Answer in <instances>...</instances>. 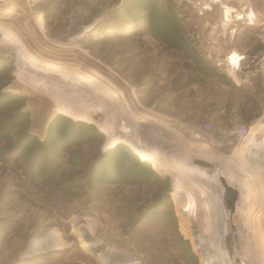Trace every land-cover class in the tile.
I'll return each mask as SVG.
<instances>
[{
  "label": "rangeland",
  "instance_id": "1",
  "mask_svg": "<svg viewBox=\"0 0 264 264\" xmlns=\"http://www.w3.org/2000/svg\"><path fill=\"white\" fill-rule=\"evenodd\" d=\"M172 1L174 16L161 15L160 0H0V264H109L101 253L119 250L137 264H210L215 256L193 242L196 228L191 239L183 232L194 227L185 212L187 192L214 213V241L229 214L216 203L220 184L190 172L204 154L212 155L205 159L211 168L201 167L207 176L223 172L235 184L251 179L237 189L235 206L247 203L246 236L264 262L251 238L264 242V149L245 148L250 139L264 146V0ZM226 7L232 11L224 22ZM167 32L183 36L216 75L169 49L159 37ZM209 50L221 60L237 54L239 69L217 67ZM64 74L107 95L94 123L80 121L101 138L73 125L49 133L61 115L48 106L49 92ZM245 74L249 83L239 81ZM97 121L111 124L109 136ZM200 125L212 127L209 140L193 139ZM233 125L251 135L229 140L222 132ZM114 133L140 143L144 155L126 144L110 146ZM26 135L47 143L26 150ZM190 148L199 153H187ZM52 165L49 180L31 182L24 173ZM84 231L94 239L91 251ZM225 235L224 250L232 245ZM49 236L58 244L53 250L27 256ZM219 261L235 264L227 255Z\"/></svg>",
  "mask_w": 264,
  "mask_h": 264
},
{
  "label": "bare ground",
  "instance_id": "2",
  "mask_svg": "<svg viewBox=\"0 0 264 264\" xmlns=\"http://www.w3.org/2000/svg\"><path fill=\"white\" fill-rule=\"evenodd\" d=\"M228 13H227V11L224 12L226 18H229ZM238 61H240V59L238 58V55H236L234 53V54H232V56H230L228 58L226 63H228L231 66H234L238 63ZM66 77L67 76L65 74L61 75V78L63 79V81L58 80L59 82L58 81L52 82L56 85V87L51 92H49V97H48V99H49L48 104L49 105L48 104L47 105L52 106V108L56 112H58V114L62 113V114H64V116L65 115L66 116H72L75 121H79V122L80 121H87L89 123H94V120H93L94 118H92V117H95V115L97 113L102 111V109L104 108L103 101L105 99L107 100V95L96 93L95 90L91 89V87L90 88L87 87L86 85H84V86H86V88H85L83 85H82L83 86L82 87L80 83L78 84L76 82H74V83L70 82V80L66 79ZM65 90L69 91L70 93L65 92ZM75 95H77L78 97H75ZM87 97L89 99H93V100L96 98V99L100 100V102L102 101L101 105H99L100 103H94L93 104L92 102H89ZM112 107H110V109H113ZM82 109H89L91 112L88 113L87 111H83ZM97 123H99V125H100V127L104 133H106L107 135L110 133L111 124L109 125V123H107V122L100 123V121H97ZM45 126H46V124H45ZM156 136H158V135H156ZM109 138H110L109 139L110 146L113 145L114 143L124 144V145L126 144V145L130 146L131 149L134 152H136L138 155H140L141 157L144 155V153L140 152L137 149V147H139L140 143L136 142L135 144H133L131 141V137H129V136L124 138L121 136V134L117 133L115 135H110ZM142 144L143 143H141V145ZM246 144L247 145H245V148L258 147V148L264 149V146L258 145L252 139H250ZM186 149H188V148H186ZM193 152L197 153L198 150H196L194 148H190L187 151V153H193ZM200 155H202V154H200ZM202 156L204 158V160L203 159L202 160L205 161L206 163H209V162H208V160H205V159H207L210 156L212 157V155H209V154H206V155L204 154ZM190 172L197 174L199 176H205V179H208L212 183H215V184L219 183L218 177L221 176L223 179L227 180V182L226 181L225 182L228 186L236 187L237 189H239L240 193H241L243 186H244V188L246 185L250 186L249 180H251V179H244L243 178L242 181L240 182V184H235L234 183L235 182L234 176L233 175L227 176L223 172H217L215 174V176H213V177H209L206 175V173H203V170L201 167H199L198 169L194 168ZM218 188L221 191L222 188L220 185ZM179 191H180V189L176 185L174 188L173 195L176 196V194ZM206 191H208V190H206ZM202 192H203V189H202L200 194H202ZM185 195H186V200H185L184 207L186 210L185 211L186 216H188V220H190V221L192 220L191 223L193 224L194 227H192V225H190V224L187 226L185 225L183 232L186 233V234L185 233L184 234H185V236H187V238L189 237L191 239V236H192L191 233L194 230V228H196L195 231L197 233L193 237V242L198 245V250H200L203 254L210 252L213 255V256L211 255L212 258L215 256V260L213 262H211L210 264H216L215 261H219L221 259L222 255H227V256L233 257V262H235V264H261V261H260L261 256H258V254L254 252L253 246L251 245L250 240H248V236H246L248 229H249V225L251 224L250 223V217L247 214V211L245 208L247 203L244 204L243 206H240L242 203V202H240L237 206H235L233 208L234 210L229 213L226 209L223 208L220 196L218 197V195L216 194L217 195L216 203H218L220 205V207H222L221 214L223 212H225V213L227 212L229 214L225 219L220 218L222 226H220L218 228L219 234L217 237L219 239L214 241L215 239H213L212 235L215 234L214 231L217 229L214 228V226H213L214 225L213 224V222H214L213 214L214 213H212L211 209H209L208 203L206 201H204V203H202L203 208H204L203 210H205V212L201 214L197 211V206H198V204L200 205L199 201H197V199L193 195H190L188 192ZM202 197L198 196L199 199ZM247 199L248 198L245 196V197H243L242 200L247 201ZM202 205H200V206H202ZM200 208H202V207H200ZM183 224H185V223H183ZM183 224H180V225L184 226ZM190 228H191V230H190ZM225 234L230 235L228 237V239L232 243V245L230 247H227L226 250L222 249V246L220 243V242H222V239H220V238L222 236H224ZM253 234L251 233V238L254 240V242H253L254 246H255L254 248H256V251H259L261 253L260 255H262L264 258V242L262 243L261 240H257ZM229 241H227V242H229ZM56 245H58L56 240L55 239L53 240L49 236V237L45 238V240L40 244V246L33 251L34 254L31 253V255H27V256L30 257L33 255L46 254L47 252L53 250ZM210 245L214 246L217 250H219V252H220L219 256H218V254H213L211 252L213 249L209 250ZM106 250H110V249H106ZM30 251H28V252H30ZM28 252H26L25 254H27ZM102 253H104V251ZM102 253H101L100 257L105 258L106 260H104V261H106L107 263L109 262V264H112V262H114L115 260L120 261V264H137L131 257H128V255L121 250L114 251V253L112 251H110L108 254H105L106 256ZM207 264H209V263H207ZM262 264H264V262Z\"/></svg>",
  "mask_w": 264,
  "mask_h": 264
},
{
  "label": "trees",
  "instance_id": "3",
  "mask_svg": "<svg viewBox=\"0 0 264 264\" xmlns=\"http://www.w3.org/2000/svg\"><path fill=\"white\" fill-rule=\"evenodd\" d=\"M161 3H159L160 6H158V11L161 13L162 16L164 15H173L174 11L173 7H171V3H173L172 0H160ZM168 4V5H166ZM166 5V6H165ZM165 7V8H163ZM158 12V13H159ZM174 16V15H173ZM172 22H177L176 19H172ZM152 24V23H151ZM174 24V23H173ZM161 40L165 43L166 46H168L169 49H171L173 52L177 53L180 57L189 60L190 62H192L197 68H200L201 70H205L207 72H209L211 75H216L214 67H212V65H210L209 63L203 61L200 57H199V53L198 50L191 45L190 43H188V41L181 35H179V33L176 32H167V33H161L160 36ZM3 70V69H2ZM0 70V71H2ZM61 115H57L56 117H54V119L50 122V128H49V133L53 130V129H57L58 132H61L62 129L65 127V125H73V126H82L85 127L87 132L86 134L89 135V137L92 138H101L100 134H97L96 131H93L91 127L83 124V123H77L79 121L73 122L71 121L69 118L64 117V114L59 113ZM63 115V116H62ZM59 129V130H58ZM87 135V137H88ZM26 140H28V142H30V144L26 145V146H31V147H26L24 146L23 148L28 150L33 149L34 147L37 148L36 151H40L41 149H43L46 145V141H43L41 143L38 142H34V140L31 139V137L26 135ZM26 147V148H25ZM47 169H43L41 168V171L39 169H33L31 166L27 167L25 169L24 167V173H26L27 177L29 178V181H34V179H37V177H44V179L49 180L52 177V173H54V169L55 166L52 165L50 168ZM26 170V171H25ZM92 170L89 169L88 171ZM146 172V171H145ZM87 180V184L89 185V182L91 180V178L89 177V175L86 177ZM59 187L60 184H56ZM74 185H78L77 182L74 183ZM71 185V186H74ZM68 190V189H67ZM66 190L64 188H60V192L64 193ZM46 254H42V255H47Z\"/></svg>",
  "mask_w": 264,
  "mask_h": 264
},
{
  "label": "built area",
  "instance_id": "4",
  "mask_svg": "<svg viewBox=\"0 0 264 264\" xmlns=\"http://www.w3.org/2000/svg\"><path fill=\"white\" fill-rule=\"evenodd\" d=\"M226 19L227 18L224 15L223 16L224 22ZM206 56L207 59L210 60L211 62H214L217 67L225 65L230 72L239 69L240 61H238V63L234 66H231L228 63H226V61L230 56H232V54H229L228 57L225 58V60H221L214 57V53H212L209 50L206 52ZM211 132H212V127L210 125H200L199 127L192 129L191 135L193 136V139H195L196 141H200V140L207 141L210 139L209 137H211L210 135ZM222 134L224 137L228 138L229 140L232 139L233 141H245V139H247L251 135L250 129L246 126L244 127L241 125H233L229 130L222 132Z\"/></svg>",
  "mask_w": 264,
  "mask_h": 264
},
{
  "label": "water",
  "instance_id": "5",
  "mask_svg": "<svg viewBox=\"0 0 264 264\" xmlns=\"http://www.w3.org/2000/svg\"><path fill=\"white\" fill-rule=\"evenodd\" d=\"M192 164L197 165V166L202 167V168H205V169L211 168V165H209V163H206L203 160H201V161L200 160H194L192 162ZM218 179H219L220 186L222 188L220 193H219L222 206L224 209H226L230 213L234 210L233 208L239 199V196H240L239 191L234 186H228L226 184L225 180L221 176H219ZM82 240H83V243H86L87 245H89L88 250L91 251L92 246L95 244L93 237L88 232L84 231L83 236H82ZM33 244H31L32 246L30 245V247H28L27 251H30V250L35 248L33 246Z\"/></svg>",
  "mask_w": 264,
  "mask_h": 264
},
{
  "label": "crops",
  "instance_id": "6",
  "mask_svg": "<svg viewBox=\"0 0 264 264\" xmlns=\"http://www.w3.org/2000/svg\"><path fill=\"white\" fill-rule=\"evenodd\" d=\"M225 9V11H227V13L228 12H231L232 10H231V8H229V7H226V8H224ZM230 15V14H229ZM237 55V54H236ZM232 77V76H231ZM250 77L247 75V74H245V76L243 77V80H239L240 82H246V83H249V81L247 80V79H249ZM255 139V138H254Z\"/></svg>",
  "mask_w": 264,
  "mask_h": 264
}]
</instances>
